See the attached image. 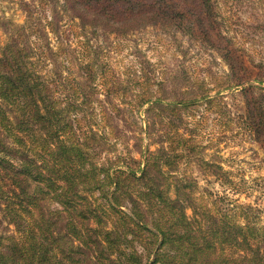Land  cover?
<instances>
[{
	"label": "rangeland",
	"instance_id": "rangeland-1",
	"mask_svg": "<svg viewBox=\"0 0 264 264\" xmlns=\"http://www.w3.org/2000/svg\"><path fill=\"white\" fill-rule=\"evenodd\" d=\"M169 2L180 16L119 20L71 0H0V51L30 47L99 168L140 176L163 149L151 177L172 198L180 190L187 216L195 205L264 227V0H211L202 19L203 3ZM121 185L132 194L147 187L133 178ZM89 198L106 207L99 189ZM131 204L119 208L130 213ZM0 222V234L15 233L2 211ZM150 246L134 241L143 264H160Z\"/></svg>",
	"mask_w": 264,
	"mask_h": 264
},
{
	"label": "trees",
	"instance_id": "trees-1",
	"mask_svg": "<svg viewBox=\"0 0 264 264\" xmlns=\"http://www.w3.org/2000/svg\"><path fill=\"white\" fill-rule=\"evenodd\" d=\"M71 1L76 8L119 20H164L181 13L170 0ZM194 1L204 4L200 18L214 12L211 0ZM127 4L133 7L126 16L114 13ZM231 53L225 58L236 61ZM39 68L30 47H2L0 211L15 233L0 234V264H143L136 239L151 244L154 262L160 264H264V227L240 220L236 211L200 213L195 205L190 218L180 190L172 198L151 177L150 168L167 159L163 149L150 155L140 176L133 168L113 176L99 168L83 139H76L69 110L54 100ZM122 178L145 180L147 187L132 194ZM113 183L117 188L109 195L106 187ZM95 189L107 198L106 207L90 200ZM126 198L130 213L119 208ZM51 203L58 205L52 209Z\"/></svg>",
	"mask_w": 264,
	"mask_h": 264
}]
</instances>
